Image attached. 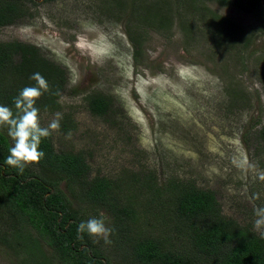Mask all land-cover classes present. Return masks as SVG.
<instances>
[{
  "label": "rangeland",
  "instance_id": "rangeland-1",
  "mask_svg": "<svg viewBox=\"0 0 264 264\" xmlns=\"http://www.w3.org/2000/svg\"><path fill=\"white\" fill-rule=\"evenodd\" d=\"M116 1L24 0L30 15L0 27V41L31 43L67 69L58 110L39 113L44 127L57 112L74 121L70 130L53 132L55 148L84 151L93 173L129 182L147 170L160 179H191L215 191L225 214L254 221L253 207L264 206V181L242 174L232 159L244 153L264 169L256 135L264 124V34L255 19L213 0H124L121 11ZM143 5L159 15L143 21ZM212 14L236 25L240 40H219ZM127 30L141 38L138 59ZM93 90L114 98L115 117L87 109L84 97ZM150 220L141 219L146 231L171 233ZM23 256L0 243V264H21Z\"/></svg>",
  "mask_w": 264,
  "mask_h": 264
},
{
  "label": "trees",
  "instance_id": "trees-1",
  "mask_svg": "<svg viewBox=\"0 0 264 264\" xmlns=\"http://www.w3.org/2000/svg\"><path fill=\"white\" fill-rule=\"evenodd\" d=\"M122 1H116L115 11L123 9ZM213 1L249 13L256 21L255 29L264 34V0ZM23 3L0 0V27L30 15ZM156 12L143 5L141 19L146 22ZM160 21L164 25L167 18L160 16ZM210 24L219 40H240L242 33L228 19L212 14ZM126 33L138 59L141 38L129 30ZM37 72L48 81L50 91L35 106L39 113L55 112L68 83L67 69L31 43L0 41V105L15 113L14 98L24 87L35 85L30 76ZM84 98L93 115L110 119L118 113L111 95L93 90ZM62 115L60 130L66 132L74 121L69 114ZM256 135L264 143V124ZM13 143L7 128H0V243L17 256L23 252L21 264H264V239L254 230L253 221L241 222L225 214L211 188L180 177L160 179L152 170L135 175L139 183L132 186L135 182L93 173L84 151L57 150L52 135L42 139L44 159L20 174L5 163ZM100 212L114 229L111 243L96 242L87 233L80 239L79 224ZM150 218L171 233L146 231L140 222L149 223Z\"/></svg>",
  "mask_w": 264,
  "mask_h": 264
},
{
  "label": "clouds",
  "instance_id": "clouds-1",
  "mask_svg": "<svg viewBox=\"0 0 264 264\" xmlns=\"http://www.w3.org/2000/svg\"><path fill=\"white\" fill-rule=\"evenodd\" d=\"M30 79L35 81L34 86L24 87L14 98L15 113L11 107L0 105V128H7V135L12 139L13 146L9 149L10 155L5 163L18 170L22 174L25 168L32 164H38L45 157V153L40 150L42 139L49 138L53 132H60V121L63 115L55 113L54 118L46 127L41 125L39 109L35 106L37 100L50 91L48 81L40 74L34 73ZM58 94V93H57ZM72 133L69 131L65 139H71ZM232 164L244 175H253L260 181H264V169L251 161L244 153H239L232 159ZM259 194L253 195L254 200H258ZM253 221L254 230L264 239V206H254ZM114 229L106 225L103 214L100 218L93 217L86 222H81L77 233L83 239L84 233L96 238V242L103 239L105 244H110V236Z\"/></svg>",
  "mask_w": 264,
  "mask_h": 264
}]
</instances>
